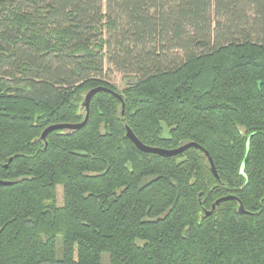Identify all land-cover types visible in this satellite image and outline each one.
I'll use <instances>...</instances> for the list:
<instances>
[{"label": "trees", "instance_id": "1", "mask_svg": "<svg viewBox=\"0 0 264 264\" xmlns=\"http://www.w3.org/2000/svg\"><path fill=\"white\" fill-rule=\"evenodd\" d=\"M0 178V264H264V0H0Z\"/></svg>", "mask_w": 264, "mask_h": 264}, {"label": "water", "instance_id": "2", "mask_svg": "<svg viewBox=\"0 0 264 264\" xmlns=\"http://www.w3.org/2000/svg\"><path fill=\"white\" fill-rule=\"evenodd\" d=\"M108 92L110 94H112L115 98H117L120 103H121V114H123V109H124V102L122 99V96L110 89L107 88L105 86H96L93 87L91 89H89L85 94H84V98L83 101L81 103V107H83L85 109V117L81 122L78 123H54V124H50L49 126H47L46 128H44L40 134V139L42 141H44L45 143V139L48 133L55 131V130H62V129H68V130H76V129H80L82 128L88 118V111H89V104L90 101L92 99V97L97 93V92ZM125 130H126V137L134 144V146L140 150L141 152H145V153H151V154H156L158 156L161 157H171V156H175L179 153H182L183 151L189 149V148H196L198 150H200L202 152V155L204 158H206L209 162V169L211 171V173L214 175V177L218 178V174L217 171L215 169L214 163L212 161L211 156L209 155V153L207 152V150H205L200 144H198L197 142L194 141H188V142H184L181 143L179 146L175 147V148H171V149H167V148H161V147H157V146H150V145H145L143 144L136 136L135 134L132 132L131 128L128 125H125ZM12 160V157H10L8 159V162L6 164L3 165L4 168H7L8 163ZM11 181L9 180H4L0 178V185H8L10 184ZM201 194H199L200 196ZM237 200L238 201V212L245 214L248 213L247 210H245L244 206L242 205V203L240 202V200L232 195H225L222 197L217 198L211 205H210V209H204L203 210V214H200L203 217L209 216L211 215V213L214 211L215 207L217 205H219L222 201H226V200Z\"/></svg>", "mask_w": 264, "mask_h": 264}, {"label": "rangeland", "instance_id": "3", "mask_svg": "<svg viewBox=\"0 0 264 264\" xmlns=\"http://www.w3.org/2000/svg\"><path fill=\"white\" fill-rule=\"evenodd\" d=\"M105 70L103 72V76L106 80H108L109 82L115 84L117 86L118 89H122L124 87V83L127 80V77H131V76H124L123 72H120L110 66H108L107 64H105ZM60 191L61 189L58 188V201L60 203L61 201V195H60Z\"/></svg>", "mask_w": 264, "mask_h": 264}]
</instances>
